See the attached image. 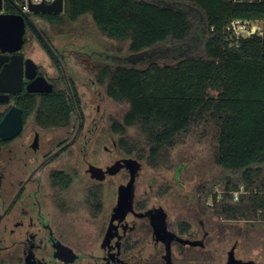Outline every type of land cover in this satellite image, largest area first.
Wrapping results in <instances>:
<instances>
[{"label": "trees", "instance_id": "16d2710c", "mask_svg": "<svg viewBox=\"0 0 264 264\" xmlns=\"http://www.w3.org/2000/svg\"><path fill=\"white\" fill-rule=\"evenodd\" d=\"M28 16L33 23L42 19L58 36L75 35L89 17L102 36L117 42L116 56L126 55L124 47L128 53L167 48L135 63L101 53L117 64L92 65L96 84L112 101L127 104L121 119L109 118L117 147L158 168L168 163L175 145L201 127L215 139L213 162L223 173L214 183L222 193L216 200L213 186L200 184L197 198L211 196L226 218L264 221V0H64L61 12ZM233 20L259 22L260 30L236 35L229 28ZM34 25L26 22L25 42L29 31L59 69L52 52L59 48ZM10 100L22 109L24 121L31 116L42 128L66 127L75 112L57 84L49 92L22 91ZM4 144L0 139V151ZM60 175L51 172L52 183L62 178L66 185ZM240 186L247 192L234 201Z\"/></svg>", "mask_w": 264, "mask_h": 264}, {"label": "flooded vegetation", "instance_id": "af4514ba", "mask_svg": "<svg viewBox=\"0 0 264 264\" xmlns=\"http://www.w3.org/2000/svg\"><path fill=\"white\" fill-rule=\"evenodd\" d=\"M21 49L24 60H33ZM52 52L59 69L54 66L53 75H48L33 60L37 75L44 76L52 88L57 84L66 91L75 112L66 127L42 128L32 118L39 130H33L28 140L9 149L7 155L5 148L21 138L29 117L23 119L16 137L4 141L0 151V264H264L262 220L226 218L215 210L211 196L168 202L138 195L142 167L135 174L131 193L125 192L132 171L125 165L115 172L111 168L116 161L132 157L113 159L112 150L104 146L103 160L95 161L98 119L84 116L78 71L66 67L77 53L66 48ZM30 80L23 76L17 93L26 91ZM91 97L99 111L100 99ZM1 104L8 105L3 109L7 110L14 103ZM46 129L61 132L49 136L40 131ZM62 158L72 163L67 169L56 164ZM93 167L101 172L94 173ZM53 171L60 172L67 184L63 185L62 178L53 184ZM124 192H129V198L122 202Z\"/></svg>", "mask_w": 264, "mask_h": 264}, {"label": "rangeland", "instance_id": "374dc122", "mask_svg": "<svg viewBox=\"0 0 264 264\" xmlns=\"http://www.w3.org/2000/svg\"><path fill=\"white\" fill-rule=\"evenodd\" d=\"M34 23L38 29L44 31L50 38L54 46L59 49L66 48L73 54L69 60L67 68H76L79 74L80 82L79 94L84 116L87 120L96 116L97 120V144H95L94 159L101 161L104 158L105 152L103 147L107 146L112 150V158H120L126 156L124 152L119 150L116 144L117 136L110 130V116L121 119L127 109L126 103H116L112 101L105 93L104 86L92 84L94 80L92 65L99 62H108L116 65L114 60L103 59L101 53L115 55V45L117 42L102 36L95 28L89 17L84 19V29L79 30L75 35H52L49 32L47 24L40 18H35ZM258 23H256L257 25ZM27 43L22 47L21 51L25 56L31 57L41 69L47 72L48 75H53L54 65L51 60L43 52L35 36L27 31ZM127 47H124L122 54H127ZM95 95L100 99V110L97 111V104L92 97ZM8 105L1 104L0 110H3ZM27 124L24 127L21 138L9 144L4 151V155L9 153V149L17 148V145L22 140H28L33 130H39L35 127L32 117L27 119ZM45 135H53L61 132L59 129L40 130ZM113 134L111 138L110 134ZM129 133L140 139L134 129H130ZM215 139L211 133L202 134L201 127H198L192 134L186 136L182 142L175 145L170 150V158L165 166L158 168L150 167L144 160H139L142 164V172L139 178L137 194L144 193L153 198H161L165 201L182 202V199H192L198 195L197 189L200 184L207 187L213 186L212 191H219V182L214 183L223 172L213 162V149ZM135 159L134 156L128 155ZM59 167L68 168L72 163L67 158H62L56 163ZM119 177L113 180L117 181ZM80 181L85 183L87 180L80 178ZM82 183V184H83ZM152 188L149 191V185ZM211 191V192H212ZM212 192V193H213ZM209 198V197H208ZM256 228V226H255ZM258 229V228H257ZM256 229V230H257ZM258 234L261 232L257 230ZM257 238L259 236H256Z\"/></svg>", "mask_w": 264, "mask_h": 264}, {"label": "water", "instance_id": "95a60500", "mask_svg": "<svg viewBox=\"0 0 264 264\" xmlns=\"http://www.w3.org/2000/svg\"><path fill=\"white\" fill-rule=\"evenodd\" d=\"M64 0H55L49 4H30L33 13H57L63 10ZM1 8V0H0ZM28 22L35 28L33 21L26 14L0 13V103L10 100V94H15L22 89L23 76L31 79L25 90L29 93H43L52 90V84L42 75H37L38 66L30 58L25 59L19 52L24 44L25 24ZM167 48L142 50L135 53H128L124 56L113 55L114 59L123 62L135 63L156 54H163ZM23 128V111L15 104H11L0 120V139L8 141L16 137ZM127 166L132 171L129 183L123 187L125 192L132 191L135 174L142 167V164L134 158L118 160L111 168L112 172L117 171L120 166ZM94 173L101 172L100 168L93 167ZM124 192L123 201L129 198V192ZM123 195V194H122ZM121 196V195H120ZM121 203V199L120 202Z\"/></svg>", "mask_w": 264, "mask_h": 264}, {"label": "built area", "instance_id": "2783aa9c", "mask_svg": "<svg viewBox=\"0 0 264 264\" xmlns=\"http://www.w3.org/2000/svg\"><path fill=\"white\" fill-rule=\"evenodd\" d=\"M55 0H1V8L0 13H7L6 8H13L16 10L17 14H30L33 13L30 10V4H40L45 3L49 4ZM256 23H258L256 25ZM229 28L233 31L234 34L244 36L250 35L256 31L260 30V23L259 22H242L240 20H233L229 24ZM247 191L244 190L243 186H240L238 190L233 192V200H237L239 194L246 193ZM221 193L218 191L217 199L221 198ZM263 221V220H262ZM264 222V221H263Z\"/></svg>", "mask_w": 264, "mask_h": 264}]
</instances>
